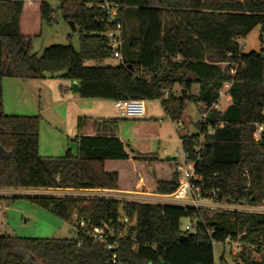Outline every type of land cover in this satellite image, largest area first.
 Wrapping results in <instances>:
<instances>
[{"label": "trees", "instance_id": "1", "mask_svg": "<svg viewBox=\"0 0 264 264\" xmlns=\"http://www.w3.org/2000/svg\"><path fill=\"white\" fill-rule=\"evenodd\" d=\"M59 1L64 19L77 26L79 49L70 44L51 45L37 56L30 51L31 39L40 35L43 23L54 20L52 7L47 0H0V190L170 194L177 186L180 162L153 154H129L112 133L115 118H78L72 139L76 152L67 149L63 155L43 157L38 151L40 116L10 115L3 110L5 77L76 81L81 98L160 100L172 121L182 116L189 101L200 103L202 113L231 81L230 103L210 109L205 120L195 124L198 133L180 137L181 147L195 163L193 182L202 185V191L217 189L220 199L247 198L251 204H264V132L257 142L252 137L254 123L264 124V59L256 52L242 53L239 44L240 38L259 25L260 52L264 53V0ZM104 1L116 5V17L123 27L135 17L136 28L124 37L121 62L89 66L85 61L112 58L103 36L113 28L110 15L100 7ZM124 16L129 20L125 24ZM124 46L136 54L135 59L124 58ZM235 65L236 73L231 76L228 69ZM193 85L196 93L191 92ZM180 89H184L186 101ZM132 120L138 122L132 127L135 135H149L154 129L155 136L158 120ZM201 135L203 147L195 152ZM138 147L147 153L145 143ZM118 165L133 170L123 185L119 184ZM28 199L70 223L75 233L70 238L0 235V264H30L27 256L37 264H215L213 243H224L226 238L239 243L240 251L233 258L243 264H264V213L213 212L114 198ZM75 212L94 225L111 222L115 230L123 227L119 220L123 216L135 218L118 241L115 263L111 261L114 250L86 236L73 223ZM182 218L196 219L194 233L182 231ZM181 236L186 240L180 241ZM219 262L226 264L223 256Z\"/></svg>", "mask_w": 264, "mask_h": 264}, {"label": "rangeland", "instance_id": "2", "mask_svg": "<svg viewBox=\"0 0 264 264\" xmlns=\"http://www.w3.org/2000/svg\"><path fill=\"white\" fill-rule=\"evenodd\" d=\"M53 9L54 20L50 23H43L41 27L40 35L34 36L31 39L30 51L33 54L39 56L45 47L51 45H67L70 44L75 50L79 49V38L78 29L75 26L72 29L69 24V20L64 19V12L60 8L61 2L59 0H47ZM65 9H68V5L64 3ZM124 24L129 20L124 16ZM129 27L133 26L136 28V19H130ZM242 53L247 54L249 52H260L263 48V44L260 41V26L257 25L251 29L244 37L239 39ZM124 58L135 59L136 54L123 47ZM118 60L109 58L101 62L93 60L85 61L86 65H116ZM51 79L60 80L61 77H53ZM63 79V78H62ZM61 79V80H62ZM63 82V81H60ZM56 88V87H55ZM178 91V87L174 88ZM11 88L5 87L4 93V112L6 114H20L14 111L12 107L14 103V93L10 91ZM197 86L193 85L191 88L192 93H196ZM27 94L25 97V106L27 108L25 112H33V107H30V101L27 100ZM82 103H92L88 107L81 106L84 109V114L90 116L91 119H108L117 118L116 135L120 137L121 141L125 145L127 152L131 155H149L153 154L164 160L166 156L175 157L181 159L179 150H181L180 137L184 135H192L198 133V129L195 124L200 122L202 119L201 105L198 102L189 101L186 103V108L182 113V116L178 120H170L165 114L164 109L160 103V100H147L144 101L146 113L140 120H158L156 123L157 131L155 136L152 135L154 129L150 131L149 135H135L132 127L138 122L132 119H119L116 112L109 104V100L106 99H90L81 98ZM36 103H40L38 97L34 98ZM43 102V101H41ZM43 105V103H42ZM86 105V104H85ZM44 106V105H43ZM44 108V107H43ZM47 108V107H46ZM45 110L42 112L43 120L45 121L48 117V112L54 110ZM30 110V111H29ZM37 110V109H36ZM47 110V111H46ZM62 111V110H61ZM20 112V111H19ZM34 114V113H30ZM51 119V118H50ZM44 121H41V131L39 138V154L47 156L48 154H54L53 156H60L65 153L67 148H70L73 153L76 151V144L70 141L68 147L59 148V146L52 147L53 141H59V135L53 132L48 126H44ZM177 121L180 126L177 127ZM156 127H154L156 129ZM210 130V129H209ZM153 136V137H152ZM55 143V142H54ZM140 143V145H138ZM142 143L146 144V152H140L138 146H142ZM135 150V152H133ZM138 150V151H137ZM51 152V153H48ZM116 170L121 174L120 185L126 181V178L132 175V168L126 165H118L115 167ZM148 171L154 173L152 166H148ZM124 191H137L140 190H113V192L106 193L104 196L116 198L118 200L126 201L128 198ZM154 194V193H153ZM93 194L81 192L78 189H2L0 190V235L3 236H16V237H28V238H70L75 233V228L68 222L62 220L60 217L51 213L48 210L38 206L31 202L28 197L31 196H56V197H80L88 198ZM5 197V198H4ZM12 197V198H7ZM129 201V200H128ZM137 201V200H135ZM188 223V218H182L180 221V228L183 229ZM236 252V246L228 242H214L213 243V255L214 261L219 262L221 256L226 264H243L239 259L233 258V254ZM258 260L259 256L255 255ZM27 262L30 264H37L34 258L27 256Z\"/></svg>", "mask_w": 264, "mask_h": 264}, {"label": "built area", "instance_id": "3", "mask_svg": "<svg viewBox=\"0 0 264 264\" xmlns=\"http://www.w3.org/2000/svg\"><path fill=\"white\" fill-rule=\"evenodd\" d=\"M104 8L110 15V21L113 23V28L104 32L103 36L107 39L108 45L112 50V58L117 59L121 62V47L123 45V33H122V23L116 17V5L104 1L100 5ZM221 68L224 67V63L219 64ZM238 65L230 67L228 73L233 76L236 73ZM231 85V81L226 82L218 92L217 99L206 109L202 115V120H205L207 112L210 109H221L225 105L230 103V96L228 89ZM113 106L115 112L119 118L126 119H139L145 115V103L144 100H114ZM176 126L179 127L180 123L177 122ZM252 137L254 141H259L261 139V134L264 132V124L254 123L253 125ZM180 138V143H182ZM203 147V135H201L196 142L194 151L199 152ZM181 159L178 163L176 170L178 171L177 186L175 190L170 194H153L148 192H129L124 191L128 198L126 201L130 202H144V203H159L164 205H175L180 207H190L194 209H202L213 212H244V213H264V204L254 205L249 203L247 198H242L240 200H234L231 198L220 199L218 190L202 191L203 186L195 184L193 178L196 174L195 163L188 160L187 153L185 151H178ZM59 190V189H58ZM66 190V189H65ZM81 192H86L88 194H93L88 198H112L104 196L106 193L113 192V190H103V189H78ZM64 197V196H63ZM116 199V198H114ZM137 200V201H135ZM123 224L122 228L114 229L111 222L102 221L100 225H94L90 219H85L79 217L75 212L72 216V221L77 225V227L84 231L86 236L91 237L98 242L105 244L107 249L114 250L112 254L111 261L115 263V250L118 247V241L123 236L126 228L132 226L135 223V218H129L128 216H123L119 219ZM202 221V220H201ZM196 219L188 218V223L184 226L182 231L189 233H194V225ZM212 230L209 231V233ZM224 242L232 243L236 246L235 255L240 251L239 243L233 242L230 238H226ZM215 264H220V262H215Z\"/></svg>", "mask_w": 264, "mask_h": 264}, {"label": "crops", "instance_id": "4", "mask_svg": "<svg viewBox=\"0 0 264 264\" xmlns=\"http://www.w3.org/2000/svg\"><path fill=\"white\" fill-rule=\"evenodd\" d=\"M122 33H123V39L124 37L133 34L132 27H129L127 25L125 27L122 26ZM50 78L53 77H46L43 79H20V78H9V77L3 78L2 79L3 110H4L5 87L6 88L10 87L11 88L10 91L14 93L15 99L12 107L15 109L14 111H17L16 113H20V114H10V115H39L41 121L43 122L44 120L42 117V112L45 110V108L47 107L46 108L47 110L53 109L55 112L54 115H53V111L48 112L49 118H46V120L44 121V126H48V128H50L51 130H53V132L59 135V141L56 140L53 141L51 143L52 147L59 146L60 148V146L61 147L63 146V148H65L69 146L70 141H72V139L76 136L77 133L76 124L78 118L90 117L84 114L83 112L84 111L83 107L85 106L88 107L90 103L81 102V100L83 99H81L78 92H73L72 90V82L62 78H61L62 80L51 79V81H49ZM26 94L28 95L27 100L30 101L29 106L33 107V110H31L33 112H25L27 111L26 110L27 108L29 109V107L26 108L24 103ZM35 97L39 98L40 103L35 102L34 100ZM108 102L110 105H112V108L114 109L113 101L109 100ZM42 103L44 106L42 105ZM81 106L83 107L81 108ZM30 113H34V114H30ZM145 113H146V109H145ZM110 119H114V118H110ZM117 122L118 119L116 120V123L112 128V133L115 135H116L115 127H117ZM41 126L42 125L40 122L39 138H40ZM118 138L120 139V137ZM53 155L48 154L47 156H53ZM47 156H43V157H47Z\"/></svg>", "mask_w": 264, "mask_h": 264}, {"label": "water", "instance_id": "5", "mask_svg": "<svg viewBox=\"0 0 264 264\" xmlns=\"http://www.w3.org/2000/svg\"><path fill=\"white\" fill-rule=\"evenodd\" d=\"M69 24L71 25L72 29L75 28L73 21L69 20ZM258 54H259V56L262 59H264V53L258 52ZM72 90H73V92H78L79 91V85H78V83L76 81H72ZM180 93H181L182 97H184V99L186 101V94L184 92V89H180ZM174 158L175 157H170V156H166L165 157L166 160H173ZM179 239H180V241L186 240V236H181ZM15 252L18 254L17 250Z\"/></svg>", "mask_w": 264, "mask_h": 264}]
</instances>
